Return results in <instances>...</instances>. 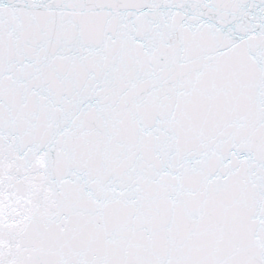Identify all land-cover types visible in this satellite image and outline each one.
<instances>
[{
	"label": "snow or ice",
	"instance_id": "6c2138e0",
	"mask_svg": "<svg viewBox=\"0 0 264 264\" xmlns=\"http://www.w3.org/2000/svg\"><path fill=\"white\" fill-rule=\"evenodd\" d=\"M0 264H264V0H0Z\"/></svg>",
	"mask_w": 264,
	"mask_h": 264
}]
</instances>
